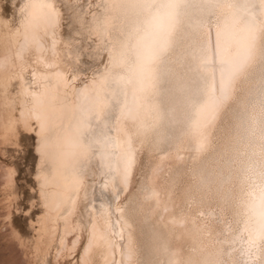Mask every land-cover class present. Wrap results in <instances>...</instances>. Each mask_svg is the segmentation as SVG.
<instances>
[{"label":"bare ground","instance_id":"1","mask_svg":"<svg viewBox=\"0 0 264 264\" xmlns=\"http://www.w3.org/2000/svg\"><path fill=\"white\" fill-rule=\"evenodd\" d=\"M13 3L1 21L0 126L35 133L46 241L69 246L85 199L80 264H264V0ZM227 117L235 139L215 156ZM143 149L154 160L134 193ZM243 151L259 160L237 162ZM184 166L200 196L184 190L191 211L173 195Z\"/></svg>","mask_w":264,"mask_h":264},{"label":"rangeland","instance_id":"2","mask_svg":"<svg viewBox=\"0 0 264 264\" xmlns=\"http://www.w3.org/2000/svg\"><path fill=\"white\" fill-rule=\"evenodd\" d=\"M75 1L69 0L70 4H73ZM77 1L79 4L84 3V0ZM91 2L93 5L96 0H91ZM15 4L13 0H0V31L2 29L1 21L8 19L14 14ZM18 4L19 2L16 5ZM91 11L92 7L89 8L87 16H89ZM62 25L65 30L69 31L70 23L68 19H63ZM105 62V56L100 57L97 61V67L105 65ZM95 68V64L87 63L86 68L81 71V77L83 79L90 78ZM72 73L69 72V75H72ZM10 89L12 93H15L14 87ZM15 114H17V110ZM229 124L234 129V120L227 117L225 122H220L219 126L221 128L218 126L213 131L212 146L217 148L215 156H219L221 150L229 148L228 146H231L232 141L235 139L233 138V134L227 136L229 134V130H227ZM34 127L33 125L32 129ZM223 136L231 138V140L223 142L225 140ZM36 146L37 142L34 131L23 130L20 125H16L12 129L0 126V176L2 177H0V264H80V256L88 238L89 219L84 212L87 201L84 199L79 207L78 218L75 222L78 224V228L71 231L67 235L68 237L66 236V244L69 245L66 247L67 249H60L61 243L58 242L60 240L58 235L48 243L40 229V217L43 211L36 180L38 164ZM261 150H264V144L261 146ZM259 154L249 155L243 151V154L237 158V162L241 158H249V156L259 160ZM154 155L155 153H149L146 149L140 150L139 164L134 172L131 185L134 193L137 192L139 186L148 175L150 163L154 160ZM219 162H223V160H219ZM6 171L11 174V178L8 181L2 176ZM191 172L192 168L190 166L189 168L184 166L183 169L178 170L179 175L176 176L177 182L173 189V195L180 203L186 202L183 200L184 190H187L185 195L189 194V185H191V182L194 183L193 178L190 176ZM167 174L165 173L166 176ZM87 180L90 186L97 185L99 176L95 169L89 173ZM123 197L124 195L121 199ZM189 197H192L191 200L193 201L200 198L196 192L190 193ZM183 205V210L188 209V211H191V204L187 206L186 202ZM205 206L210 209L213 208V204ZM213 210H216V208H213ZM226 220L228 219L226 218ZM75 238L76 242L72 243ZM48 245L49 247H47Z\"/></svg>","mask_w":264,"mask_h":264},{"label":"snow or ice","instance_id":"3","mask_svg":"<svg viewBox=\"0 0 264 264\" xmlns=\"http://www.w3.org/2000/svg\"><path fill=\"white\" fill-rule=\"evenodd\" d=\"M221 72H227V73L231 74V70L229 68H227V67L222 68Z\"/></svg>","mask_w":264,"mask_h":264}]
</instances>
